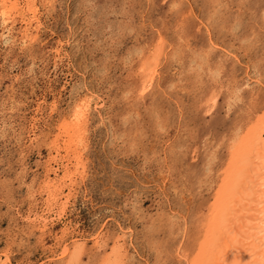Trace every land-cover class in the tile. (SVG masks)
Masks as SVG:
<instances>
[{
	"label": "rangeland",
	"instance_id": "obj_1",
	"mask_svg": "<svg viewBox=\"0 0 264 264\" xmlns=\"http://www.w3.org/2000/svg\"><path fill=\"white\" fill-rule=\"evenodd\" d=\"M37 5V42L21 48L0 40V250L20 264H54L52 252L64 243L84 238L91 248L92 235L103 228L105 237L112 233L108 246L126 230L124 264H176L174 245L212 190L205 151L231 133L249 105V90L255 100L264 97V0H37ZM13 23L18 30L22 22ZM159 37L164 45L156 75L141 94V62L149 60ZM195 60H203L206 69ZM215 88L216 106L205 115V98ZM234 88L242 101L227 97ZM53 92L59 99L50 113ZM79 94L92 99L79 146L84 167L74 168L66 155L71 178L64 180L59 198L66 193L67 199L57 197L65 210L58 218L54 208L41 228L26 215L42 210L44 195L37 191L53 155L49 142ZM40 99L45 104L33 122L40 135L35 140L27 127ZM62 167L61 161L59 174ZM31 188L37 190L32 196ZM62 224L68 230L64 241L58 236Z\"/></svg>",
	"mask_w": 264,
	"mask_h": 264
},
{
	"label": "bare ground",
	"instance_id": "obj_2",
	"mask_svg": "<svg viewBox=\"0 0 264 264\" xmlns=\"http://www.w3.org/2000/svg\"><path fill=\"white\" fill-rule=\"evenodd\" d=\"M39 1L44 4H49L51 2V0ZM38 13L39 9L37 0H0V40L1 38H5L10 42V45L15 42L19 45V47H21L23 44L27 45L32 44L35 41L37 42V29L39 25ZM16 18L20 19V21L22 22L20 23L21 25L18 27V30L13 29V22L16 20ZM159 38V40L157 39L156 47L152 48L151 51H149V60L144 59L143 62H141L142 65L140 68L145 74V79L143 80V82H140L141 88L139 90L141 94L144 93L148 85H150L149 83L152 81L153 76L156 75L154 74L156 68L153 69V67H156L155 62L158 60L160 54L162 53V44L164 45V43L161 42L162 37ZM211 42L212 41L210 40V43ZM211 45L213 46L212 43ZM54 51L56 50L54 49ZM203 54L207 55L208 52H203ZM207 59L208 58L206 57L205 60ZM197 64L203 66L204 69L202 70L206 69V65L204 64L203 60H198ZM194 71L196 72V69ZM210 72L211 70H207V74ZM192 76H194V74H192ZM214 76L216 75L214 74ZM9 80L12 83V87L10 89H13L14 82L15 80H17V75L9 77ZM51 90L52 89H50V86L48 85V91H50V93ZM218 91L219 90L216 91L215 88L211 90L206 96V105L205 108H203L202 112L205 113V115L208 113L210 114L216 106ZM87 92L85 93L87 94ZM249 95L251 96V98H249V105H244V113L240 118H238L237 120L235 119L236 122L233 124L231 133L226 134L225 137V134H223V138H220L215 143L211 144V146L208 147L205 151L204 164L205 170L209 177L207 179V187L212 190L206 198L207 205H200L204 208L201 211V214H197L196 216H194V222H192V226L190 229L188 227H183L184 230L181 234L182 238L179 239V241L174 245V255L176 256L175 260L177 262L176 264H264V97L255 100L253 97L254 93H251L250 90ZM52 96L53 98L49 103V106L51 108L50 113L52 109H55L56 101L58 98L56 94H54V92ZM227 97L230 99L233 98V102H239L243 100L238 94V91L235 90V88L229 92V95H227ZM44 100L45 99H40L37 102L34 109V116L31 118L32 122L31 124L29 122L30 127H27L30 136H32L35 140H37L40 135L36 134L34 129L35 125L33 122L34 120L37 121L39 119L38 117L40 116L41 108L43 107L42 104H45ZM89 100L92 99H88V96H86L85 94H79V96L77 97L75 96V99L72 102V109L67 114L65 113L60 117L59 125L57 124L58 127H56L58 128V132L54 135V137L50 139L49 147L51 150L53 149V155H50V157L46 159L45 175L40 181L39 190H36L39 195H44V198L41 197V199H43V207H41L42 205L40 206L42 208L40 212L37 210V208L31 209L33 218L32 215H26L27 221L28 219L34 222L37 220L41 228L46 227L47 221H49L47 215H50V212H52L54 208L56 217L58 218L65 210V201L63 203L60 201L57 203V197L59 198L60 193H62L64 180L71 178L69 177V175H71V168L69 167V162H71V160L65 158L67 157L66 155H70L69 157H71V159L73 160L74 168H76V166L84 164L81 151H79V146L81 142H83L82 139L84 138V131L86 130V121L88 116L87 114L88 110H90ZM227 102V109H230L232 101ZM11 108L12 107H10V109ZM222 149H224V153L221 152ZM61 150H63L65 153L61 154ZM193 154L195 155V152H193L191 156H193ZM61 161L64 165V168H61L63 173H60V175L58 173V169L59 163L61 164ZM79 170L82 172L81 169ZM166 170L168 171V169ZM51 173L54 175L52 176ZM205 176L207 177V175ZM202 182L204 181H199V183L197 184L198 187H201ZM31 189L32 190L29 195L32 196L36 191L33 188ZM184 190L186 191V189ZM38 194L36 193V195ZM60 199H67V194L65 193L62 197L59 198V200ZM195 208L199 207L197 206ZM61 227V233L58 236L60 241H64L63 238L67 235L68 230L66 228V225H63ZM124 232H126V230H123V233L121 235L118 233H116L115 235L113 234L115 238L113 237L111 245L108 246L107 242H105V239L112 235V233H110V235L107 234L105 237V235L103 234V228H101L100 230H96V232L92 235L91 248L87 247L84 238H77L73 239L72 241L70 240V242L64 243L61 249H58L59 252H52L53 256L50 258L54 260V264H124V258L127 256V252L124 248L123 243L124 239H126ZM84 256H86L85 259ZM0 264L20 263L13 262L7 252L0 250Z\"/></svg>",
	"mask_w": 264,
	"mask_h": 264
}]
</instances>
